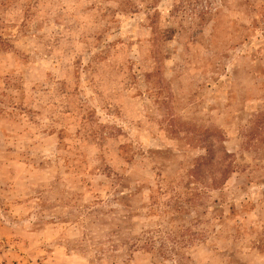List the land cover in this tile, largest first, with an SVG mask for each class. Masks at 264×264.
I'll use <instances>...</instances> for the list:
<instances>
[{"label":"rangeland","instance_id":"rangeland-1","mask_svg":"<svg viewBox=\"0 0 264 264\" xmlns=\"http://www.w3.org/2000/svg\"><path fill=\"white\" fill-rule=\"evenodd\" d=\"M0 264H264V0H0Z\"/></svg>","mask_w":264,"mask_h":264},{"label":"trees","instance_id":"trees-1","mask_svg":"<svg viewBox=\"0 0 264 264\" xmlns=\"http://www.w3.org/2000/svg\"><path fill=\"white\" fill-rule=\"evenodd\" d=\"M229 155H228V153H226V152H224L223 151V158L225 159V158H227ZM206 160L207 159H201V160H197L195 163V165L190 169V171H189V175L191 176V177H193V178H195V179H197L198 178V170H199V166L201 165V164H208V163H210L211 162V159L208 161V162H206ZM185 196H187L186 198H185V205L188 207V208H196V206L198 205L199 206V204H200V202H199V200H198V194H185ZM198 201V202H197ZM196 202H197V204H196ZM175 204H176V206L172 209L173 210V212L174 213H176V214H181L182 212H183V204H180V205H178L179 203H177V202H175ZM171 207V206H170ZM169 211H167L166 213H168ZM165 213V214H166ZM160 247H163V246H161L160 245Z\"/></svg>","mask_w":264,"mask_h":264}]
</instances>
